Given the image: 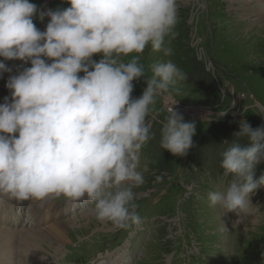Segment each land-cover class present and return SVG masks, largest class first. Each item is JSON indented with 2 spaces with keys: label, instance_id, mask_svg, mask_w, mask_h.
<instances>
[{
  "label": "clouds",
  "instance_id": "clouds-1",
  "mask_svg": "<svg viewBox=\"0 0 264 264\" xmlns=\"http://www.w3.org/2000/svg\"><path fill=\"white\" fill-rule=\"evenodd\" d=\"M67 3L43 11L30 0H0V57L31 64L9 76L11 98L0 103V199L42 204L52 196L79 201L86 195L98 220L138 226L134 189L149 170L140 159L152 136L149 114L158 97L188 78L171 59L153 62L149 75L142 57L149 46L172 55L178 0ZM37 16L50 18L43 31ZM12 71L0 61V78ZM142 77L147 87L133 98V82ZM167 113L160 147L186 156L196 124L172 105ZM233 135L220 161L231 179L208 199L225 212L247 214L251 195L264 187V172L256 175L264 162V125L253 128L242 119Z\"/></svg>",
  "mask_w": 264,
  "mask_h": 264
},
{
  "label": "rangeland",
  "instance_id": "rangeland-1",
  "mask_svg": "<svg viewBox=\"0 0 264 264\" xmlns=\"http://www.w3.org/2000/svg\"><path fill=\"white\" fill-rule=\"evenodd\" d=\"M30 2L43 11L70 6L67 0ZM178 10L172 55L163 57L149 46L142 57L149 75L153 62L171 59L188 77L171 93L158 97L148 117L152 136L140 159L142 164L148 162L149 170L144 184L134 189L142 222L121 229L100 221L94 205L84 198L71 201L52 196L45 204L34 205L30 200L33 214L63 207L64 217L44 233L29 230L27 236H33L25 244L36 247L38 254H23L25 260L15 255L11 264H90V258L91 264H116L120 253L131 256V264H264V187L251 195L247 214L225 212L208 199L210 192L231 179L223 175L221 153L236 139L239 121L247 120L253 128L264 125V18L254 15L246 22L227 0H178ZM49 19L41 21L37 16L34 23L43 31ZM252 38L254 42L249 41ZM101 56L93 59L99 61ZM0 61L13 69L0 78L3 103L4 97L11 98L6 87L9 76L31 64L3 57ZM133 83L132 97L138 98L147 87L146 78ZM171 105L185 121L196 124L194 147L186 156H174L160 147V129ZM262 172L264 162L257 166V178ZM157 176L162 179L157 181ZM73 202L75 210L66 207ZM16 214L26 221L25 230L34 227L27 205L23 210L16 207ZM56 216L61 218L59 213ZM53 217L54 213L44 214L46 223ZM146 224V232L138 238L134 229ZM58 229L68 237L65 244L54 239L53 230ZM19 252L20 248L15 250ZM0 254L13 255L11 251Z\"/></svg>",
  "mask_w": 264,
  "mask_h": 264
},
{
  "label": "bare ground",
  "instance_id": "bare-ground-1",
  "mask_svg": "<svg viewBox=\"0 0 264 264\" xmlns=\"http://www.w3.org/2000/svg\"><path fill=\"white\" fill-rule=\"evenodd\" d=\"M227 1H230V4L233 8H235V9L238 8V14L239 15L241 14L244 17L243 19H245V21L249 20V18L251 16L253 17L254 15H256V17H258V19L264 18V0H227ZM249 9H251V10H249ZM258 19H256V20H258ZM253 40L254 39L252 38L249 41L254 42ZM187 109H189V108H187ZM6 200H8V199H6ZM35 203L36 202H34V201L31 202V204H33V205ZM15 204H20V202H18L16 200H14V202L7 201L2 205L1 210H0V253L6 252V251H11L13 254V255L8 254L7 256H4V257L0 256V263L1 264H9V263L11 264V262L13 261L12 259L15 257V255H18V257L20 259H24L23 254H28V253L31 254V252H34L37 255L38 249L36 247H34V249H33V248H30L29 246H27L25 244V242L29 241L31 239V237L33 236V235L27 236L28 231L33 230V231L38 232V233H44L49 228L60 224V223L50 224L49 226H46L45 228H43L41 230L36 229L34 227H32L31 229L28 228L27 230H25L24 229L25 226H24L23 222L17 224L16 221H13L12 223L14 225H9L6 222L5 215L7 213L13 211ZM37 204H39V203L37 202ZM74 204H75V202L69 203V204H67L66 207L73 208ZM29 211H30V213H33V211H31L30 208H29ZM44 211L45 210L42 209V210L37 211V213H34L33 220L39 221L40 213L44 212ZM57 222H59V221H57ZM16 231H18V232H16ZM53 233L55 234L54 239L56 238L58 241H60V243L65 244L64 239H67L68 237L64 238L65 233H64L63 229L53 230ZM43 238H46V236ZM18 248H20V252L16 254L15 250ZM23 250H25L26 252H23ZM15 264H17V263H15ZM31 264H35V262L32 261ZM116 264H120V263H116Z\"/></svg>",
  "mask_w": 264,
  "mask_h": 264
}]
</instances>
